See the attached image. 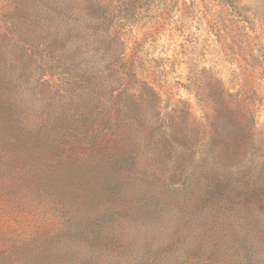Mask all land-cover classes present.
<instances>
[{"label":"rangeland","instance_id":"1","mask_svg":"<svg viewBox=\"0 0 264 264\" xmlns=\"http://www.w3.org/2000/svg\"><path fill=\"white\" fill-rule=\"evenodd\" d=\"M99 1L0 0V264H74L92 250L96 264H127L73 229L115 173L98 160L127 141L143 180L120 188L113 245L150 242V264L182 250L183 196L165 180L184 156L190 179L199 168L189 205L204 172L264 188V0ZM74 115L111 126L88 138ZM150 188L161 207L143 205Z\"/></svg>","mask_w":264,"mask_h":264},{"label":"trees","instance_id":"2","mask_svg":"<svg viewBox=\"0 0 264 264\" xmlns=\"http://www.w3.org/2000/svg\"><path fill=\"white\" fill-rule=\"evenodd\" d=\"M86 4L85 9L88 5L94 7L95 4L101 3L99 0H86ZM105 104L106 99L94 92L90 112L95 111L100 116L103 109H107ZM83 109L80 103H76L77 114L87 112ZM74 116H76V126L80 123L87 124L85 130L90 129L88 138L105 134V129L111 126V122L98 118L97 115L88 116L85 121L77 118L80 115ZM116 149L108 152L107 158L103 161L98 160L102 172L109 165L111 168H116L115 173L108 180V189L106 188L102 200L93 202L90 211H80L81 218L77 217L73 229L75 234L86 240L92 249L104 247L108 250L107 254L115 251V256L119 254L124 257L127 264H150L158 260V252L152 248L153 244L150 242L140 246H131L130 242H122L120 249L114 248L113 245L116 236L110 223L125 209L124 204L116 203L117 196L121 195L120 188L129 183L133 185L137 180H143L140 168L135 166V144L127 141L123 146L118 145ZM191 155L187 158L184 156L179 168L166 176L167 183L165 180V184L175 185L183 196L180 208L183 213L182 225H187V228L178 234L182 250L173 257L170 264H199L201 261L205 264L214 261H222L223 264H264V231L256 228L264 227V215L261 214L264 212V188L247 182L231 187L227 183L223 184L222 181L212 180L211 176L204 172L202 174L204 183L201 186L203 197L200 202L189 205L185 202L188 193L199 192V168L198 173L194 174L196 176L191 179L185 170L186 163L194 160ZM95 164L98 165V162L96 161ZM144 182L149 185L148 181L144 180ZM142 193L146 197L143 203L146 209L150 206L156 209L158 206L161 207L162 201H166V198L164 200L156 198L155 190L152 188ZM232 209L234 212L228 213ZM237 214L240 215L236 216ZM228 226L232 228L226 229ZM234 226L246 227L247 230L238 231ZM224 238H227V241ZM79 257L80 260L74 264L85 262L96 264L97 255L93 250L90 256L84 259L82 256ZM79 257L77 255V258ZM105 264H112L111 259L108 258Z\"/></svg>","mask_w":264,"mask_h":264}]
</instances>
